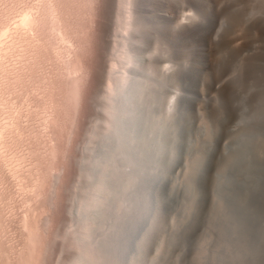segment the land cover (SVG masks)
<instances>
[{"label": "rangeland", "instance_id": "1", "mask_svg": "<svg viewBox=\"0 0 264 264\" xmlns=\"http://www.w3.org/2000/svg\"><path fill=\"white\" fill-rule=\"evenodd\" d=\"M117 1L126 19L127 0H111L110 5L107 0H0V264L68 263L76 249L72 237L56 241L55 232L69 222V189L75 192L74 202L90 181L76 160L88 156L86 146L108 128L112 100H117L115 129L128 110L129 123L140 120L141 129L133 135L141 141L139 154H156L169 143L173 156L166 176L185 183L194 172L191 180L199 198H207L205 186L221 165L234 167L238 181L264 172L259 164L264 160V124L238 126L224 107L230 69L216 72L225 47L236 49L241 59L257 55L264 65V19L254 16L246 19V29L230 28L234 13L248 14L264 0H179L176 23L166 20V11L158 17L152 11L146 20L145 13L136 12L135 24L128 23L125 34L114 27ZM180 22H189L187 34ZM135 63L144 65L145 82L137 89L136 81L130 96L117 99L111 90L113 74L121 75ZM126 77L128 81L134 74ZM216 105L224 107L218 124ZM144 141L151 143V151ZM231 151L249 157L237 167L235 158L231 164L225 158ZM70 224L66 229L71 233L75 226ZM143 245L150 246L148 236Z\"/></svg>", "mask_w": 264, "mask_h": 264}, {"label": "bare ground", "instance_id": "2", "mask_svg": "<svg viewBox=\"0 0 264 264\" xmlns=\"http://www.w3.org/2000/svg\"><path fill=\"white\" fill-rule=\"evenodd\" d=\"M107 1L110 5L111 0ZM178 1L169 0L166 3L165 0H127L126 19L123 18L122 6L117 1L114 5V27L118 28V25L124 34L127 33L126 26L135 24L136 12L145 13L146 20V14L152 11L155 17L159 16V12L166 11V20L176 23ZM154 4H158L159 8H151ZM143 5L146 6L145 9L142 8ZM247 11H238L232 15L231 29H246ZM188 12L187 15L190 16L191 13ZM186 20L188 21H183ZM153 22L155 21L152 20V25ZM184 23L182 25L187 34L189 22ZM261 24L264 25V21ZM109 31L104 32L106 36L110 35ZM201 32L203 34L206 31L202 29ZM124 51L123 57L130 62L129 53ZM222 52L223 55L217 60L216 72L220 74L226 68L232 72L228 79L230 86L225 109L235 115L238 126L249 124L253 125L252 128L263 127L264 65L257 62V55L241 59L234 48L225 47ZM131 67H124L121 75L118 72L113 74V78L117 76L115 82L111 81V90L117 92V99L123 100L130 96L127 94L136 81H140L137 89L145 82L144 65L135 63ZM131 72L134 77L127 81L126 76ZM186 75H191V71H186ZM112 94L110 100L113 99ZM251 95L254 99L249 102L247 99ZM116 101L112 100L113 104L107 105L113 109H109L112 113L107 111L111 116L108 128L98 131L96 135L99 138L86 146L88 156L76 160L77 166L79 169L83 168L90 181H86V189L77 194L78 201L74 199L73 202L75 192L73 194L72 187L69 189L68 203L65 205L66 212L70 214L69 222L68 219L65 220L55 232L56 241L60 239L58 237L69 240L68 234L72 237L70 245L76 247L67 264H264L262 174L258 178L255 175L253 180L248 177L249 181H238L234 178V167L229 165V170H226L221 165L212 176L207 198H199L191 180L194 179V172L189 173V177L185 176L188 177L185 183L177 177L169 180V176H166V164L173 156L169 143L166 146L160 145L156 154H143L142 151L139 154L136 145L141 141L139 138L135 140L133 135L137 128L141 129L138 123L140 120L129 123L125 116L128 110L115 129ZM223 108L219 105L214 109L213 117L217 124ZM143 143L144 148L152 150L151 143ZM235 144L237 148L240 146L239 139L235 140ZM231 152L225 158L230 164L235 158L237 167L249 157ZM161 155L165 161L158 160ZM161 175L164 179L159 182ZM68 223L75 226L71 233L66 229ZM146 236L150 239L149 247L143 245V238ZM63 246L64 243L60 250Z\"/></svg>", "mask_w": 264, "mask_h": 264}, {"label": "water", "instance_id": "3", "mask_svg": "<svg viewBox=\"0 0 264 264\" xmlns=\"http://www.w3.org/2000/svg\"><path fill=\"white\" fill-rule=\"evenodd\" d=\"M264 4H261L259 5L258 7H255V8H252V12L250 11V13H248L247 15H245V18L246 19H249V21H251V19L255 16H260L261 19L263 18L264 19V8H263ZM260 7V10L258 9ZM262 7V8H261ZM101 62V60H100ZM231 76V72L228 70V75L227 77H230ZM259 164H261L262 166H264V160L260 161ZM264 171V170H263ZM262 171V172H263ZM212 175L213 173L210 175L209 179H208V183L206 184V191H208L209 189V185H210V182L212 180ZM259 175V174H258ZM262 177V180H261V183L263 184V188H264V174L262 173L261 175Z\"/></svg>", "mask_w": 264, "mask_h": 264}]
</instances>
